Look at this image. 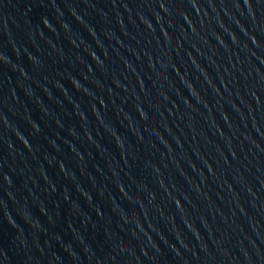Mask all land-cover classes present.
Instances as JSON below:
<instances>
[{
    "label": "water",
    "instance_id": "water-1",
    "mask_svg": "<svg viewBox=\"0 0 264 264\" xmlns=\"http://www.w3.org/2000/svg\"><path fill=\"white\" fill-rule=\"evenodd\" d=\"M0 264H264V0H0Z\"/></svg>",
    "mask_w": 264,
    "mask_h": 264
}]
</instances>
